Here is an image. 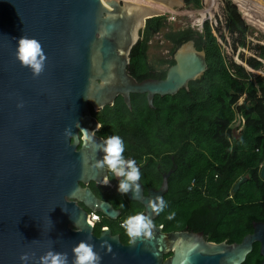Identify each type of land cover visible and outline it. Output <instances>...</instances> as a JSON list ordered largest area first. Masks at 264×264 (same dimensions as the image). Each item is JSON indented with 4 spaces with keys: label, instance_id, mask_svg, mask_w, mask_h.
<instances>
[{
    "label": "water",
    "instance_id": "1",
    "mask_svg": "<svg viewBox=\"0 0 264 264\" xmlns=\"http://www.w3.org/2000/svg\"><path fill=\"white\" fill-rule=\"evenodd\" d=\"M184 5L185 0H0V264H21L25 252L30 264H39L49 249L67 253L71 262L74 204L67 198L97 202L78 180L100 179L87 165L99 152L92 143L83 138L75 151L83 137L76 121L100 141L91 108L114 105L119 96L132 108L134 94L146 95L154 107L157 96L190 90L208 71L207 52L193 40L177 49L165 79L139 81L129 70L147 22ZM21 36L43 46L47 60L39 76L15 56ZM66 127L76 139L64 135ZM260 176L264 180V164ZM167 189L166 182L158 195ZM142 243L135 260L122 264H245L257 243L264 264V222H256L241 242L217 243L203 232L167 234L159 228Z\"/></svg>",
    "mask_w": 264,
    "mask_h": 264
},
{
    "label": "trees",
    "instance_id": "2",
    "mask_svg": "<svg viewBox=\"0 0 264 264\" xmlns=\"http://www.w3.org/2000/svg\"><path fill=\"white\" fill-rule=\"evenodd\" d=\"M185 1L187 5L203 6V0ZM232 18L237 23L240 16L234 11ZM206 30L205 39L199 33H190L178 41V48L193 40L199 50L207 52L209 71L191 82L190 90L158 96L157 108L149 107L146 96L139 94L132 97L133 110L123 98L117 103H122V119L141 115V126L146 130L143 138L150 142L152 151L177 153L175 180L182 183L187 177L183 215L196 220L210 241L235 243L253 233L256 222H264V180L260 176L264 164V88L260 93L246 92L240 76L228 68L208 24ZM156 31L158 27L149 20L143 39L132 52L129 68L139 81L167 76V72L150 70L146 61L147 42ZM244 95L245 102L237 106ZM239 114L245 125L235 136L231 127ZM244 177L247 180L234 193V186ZM262 262L261 245L257 243L245 264Z\"/></svg>",
    "mask_w": 264,
    "mask_h": 264
},
{
    "label": "flooded vegetation",
    "instance_id": "3",
    "mask_svg": "<svg viewBox=\"0 0 264 264\" xmlns=\"http://www.w3.org/2000/svg\"><path fill=\"white\" fill-rule=\"evenodd\" d=\"M118 101H122V96L116 99L114 105H108L99 110L91 108V112L100 123V127L97 130L98 138L103 139L111 135L122 137L125 142L124 156L135 159L137 165L140 167V182L142 184L140 196L133 198L131 191L126 195L120 194L117 191L118 181L115 178H112L107 185L103 183L105 177H111V173L106 168L98 169L94 167L95 161L101 159L103 156L102 152H98L92 158H88L87 165H91V168L100 172V179L86 178L85 180L87 181H83L79 178L78 180V186L83 190H90L98 201L89 203L77 197L67 198L68 202L74 204V207H71L73 209L74 220L72 223H69V227L74 234L68 242L73 248L79 241L87 240L88 243L94 245V250L102 257L101 264H122L133 261L137 253L142 250V241L148 239H141L139 242L141 246H139V243L131 244L124 229L120 227L121 222L133 214L144 213L151 216L155 225L152 237L158 233L159 228H161L163 233L167 234L174 232H203L205 234V231L199 228L196 220H188L183 215L185 211L182 208L184 204L182 197L187 193V177L182 183L179 179L175 180V175L179 169L176 159L177 153L169 151L157 154L153 151L144 154L138 152L135 149V145H130L129 141H125L127 140L126 136L122 133V103L118 104ZM141 104L143 105V103H139L140 107H142ZM147 104L151 107L148 100ZM151 108H157L155 101L154 107ZM130 109L133 110V106ZM137 112L143 113L139 109ZM137 117L140 124L142 120L140 118L141 115ZM97 141L99 140L97 139ZM72 143H74V140ZM82 147L83 137L80 136V141L75 151L79 152ZM92 148H94L93 144ZM185 176L186 174L183 175L182 179ZM166 182L168 189L163 193L162 197L168 202V207L158 215L153 211L149 212V202L159 196L158 192L163 189ZM194 185L195 183H192V187ZM192 187L190 185L187 191L191 190ZM181 189L183 190L181 191ZM146 199L148 200L147 203L144 202ZM102 204L108 209V212L101 208ZM170 212L175 213V217L172 220L167 219ZM205 239L210 241L209 236L206 234ZM108 245L111 246V252L108 251ZM173 254L174 252L172 251L166 257H170Z\"/></svg>",
    "mask_w": 264,
    "mask_h": 264
},
{
    "label": "rangeland",
    "instance_id": "4",
    "mask_svg": "<svg viewBox=\"0 0 264 264\" xmlns=\"http://www.w3.org/2000/svg\"><path fill=\"white\" fill-rule=\"evenodd\" d=\"M239 2L244 5L241 7ZM239 2L203 0L202 7L186 4L178 10L151 19L158 31L147 42L146 61L149 69L168 72L175 64L178 41L190 33H199L204 37L208 24L231 73L240 76L246 92L260 93L264 88V0ZM243 7L244 10L241 9ZM234 11L240 16L237 23L232 20ZM245 100L246 95L239 100L237 106L242 105ZM138 121L135 116L122 119V133L127 139L125 141L135 145L140 153L153 152L150 142L143 138L146 130ZM244 125L243 117L237 115L231 127L235 136L240 134Z\"/></svg>",
    "mask_w": 264,
    "mask_h": 264
},
{
    "label": "clouds",
    "instance_id": "5",
    "mask_svg": "<svg viewBox=\"0 0 264 264\" xmlns=\"http://www.w3.org/2000/svg\"><path fill=\"white\" fill-rule=\"evenodd\" d=\"M15 56L22 66L30 69L33 76H39L45 69L47 55L41 42L34 37L21 36L17 39ZM22 107V105H19ZM74 127L83 134L85 143H92L94 147L103 153L101 159H97L94 167L98 169H107L111 177H105L104 184H109L112 178L117 179V191L126 195L130 191L133 197H139L142 191L141 171L135 159L126 158L125 142L119 135H111L100 141L95 139L94 131H89L80 127L78 121ZM64 135L68 138L76 139L71 127L64 129ZM149 207L155 214H160L168 207V202L162 197L157 196L149 202ZM175 217L174 212L167 216L168 220ZM124 229L129 243L134 244L137 239H151L155 230V225L151 216L144 213H137L126 217L120 224ZM108 251L111 252V246L108 245ZM73 259L69 261L67 253L57 252L49 249L44 255L39 257V264H101L102 257L94 250V245L87 240H81L72 248ZM187 259V258H186ZM21 264H30L32 257L29 253H22L19 257Z\"/></svg>",
    "mask_w": 264,
    "mask_h": 264
},
{
    "label": "bare ground",
    "instance_id": "6",
    "mask_svg": "<svg viewBox=\"0 0 264 264\" xmlns=\"http://www.w3.org/2000/svg\"><path fill=\"white\" fill-rule=\"evenodd\" d=\"M171 11H173V10L165 11V13H166V12H171Z\"/></svg>",
    "mask_w": 264,
    "mask_h": 264
},
{
    "label": "built area",
    "instance_id": "7",
    "mask_svg": "<svg viewBox=\"0 0 264 264\" xmlns=\"http://www.w3.org/2000/svg\"><path fill=\"white\" fill-rule=\"evenodd\" d=\"M194 183V182H193Z\"/></svg>",
    "mask_w": 264,
    "mask_h": 264
}]
</instances>
